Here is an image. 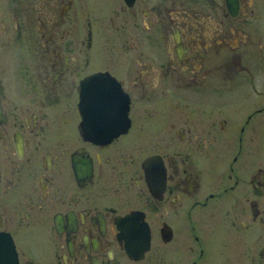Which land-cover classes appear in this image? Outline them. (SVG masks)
Here are the masks:
<instances>
[{
  "label": "flooded vegetation",
  "instance_id": "1",
  "mask_svg": "<svg viewBox=\"0 0 264 264\" xmlns=\"http://www.w3.org/2000/svg\"><path fill=\"white\" fill-rule=\"evenodd\" d=\"M0 264H264V0H0Z\"/></svg>",
  "mask_w": 264,
  "mask_h": 264
},
{
  "label": "bare ground",
  "instance_id": "2",
  "mask_svg": "<svg viewBox=\"0 0 264 264\" xmlns=\"http://www.w3.org/2000/svg\"><path fill=\"white\" fill-rule=\"evenodd\" d=\"M95 90V89H94ZM96 92V91H95ZM96 95V94H95ZM107 102V100H105ZM87 130V129H86ZM89 134V133H88ZM86 135V134H85ZM134 218V217H133ZM133 218H130V219H133ZM149 246V245H148Z\"/></svg>",
  "mask_w": 264,
  "mask_h": 264
},
{
  "label": "rangeland",
  "instance_id": "3",
  "mask_svg": "<svg viewBox=\"0 0 264 264\" xmlns=\"http://www.w3.org/2000/svg\"><path fill=\"white\" fill-rule=\"evenodd\" d=\"M104 60V59H103Z\"/></svg>",
  "mask_w": 264,
  "mask_h": 264
}]
</instances>
